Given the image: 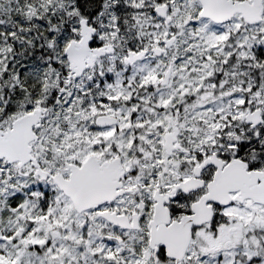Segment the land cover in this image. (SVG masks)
<instances>
[{"label":"snow or ice","instance_id":"obj_1","mask_svg":"<svg viewBox=\"0 0 264 264\" xmlns=\"http://www.w3.org/2000/svg\"><path fill=\"white\" fill-rule=\"evenodd\" d=\"M0 264H264V0H0Z\"/></svg>","mask_w":264,"mask_h":264}]
</instances>
